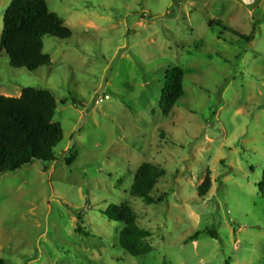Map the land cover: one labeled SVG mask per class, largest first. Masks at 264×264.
I'll list each match as a JSON object with an SVG mask.
<instances>
[{
    "label": "rangeland",
    "instance_id": "rangeland-1",
    "mask_svg": "<svg viewBox=\"0 0 264 264\" xmlns=\"http://www.w3.org/2000/svg\"><path fill=\"white\" fill-rule=\"evenodd\" d=\"M46 1L72 36L46 39L52 64L35 72L2 52L0 95L52 92L64 140L48 171L0 175V264H264V0ZM172 69L184 96L166 117ZM146 162L167 170L162 203L130 194ZM123 202L152 233L146 256L126 254L103 214Z\"/></svg>",
    "mask_w": 264,
    "mask_h": 264
},
{
    "label": "trees",
    "instance_id": "trees-1",
    "mask_svg": "<svg viewBox=\"0 0 264 264\" xmlns=\"http://www.w3.org/2000/svg\"><path fill=\"white\" fill-rule=\"evenodd\" d=\"M3 23L0 54H8L13 69L35 72L50 66L52 60L45 52V40H65L72 36V31L63 20L49 10L46 0H13L4 15ZM256 34L254 29L249 36L240 38L251 43ZM183 85L184 74L180 69L168 71L162 92L164 116L168 117L182 100ZM57 109L58 100L48 90L25 88L19 98L0 95V175L15 173L35 161L42 162L44 170L48 171V164L57 161L55 149L64 140L61 124L54 122ZM166 175L167 170L162 166L152 162L144 163L135 175L130 189L131 196L142 199L148 205L164 202L166 196L155 199L151 193ZM211 188L212 179L208 172L198 188L199 196H207ZM259 189L264 200V177ZM103 214L123 225L118 241L126 254L139 258L154 250L148 243L152 233L137 225V213L129 203L112 205ZM76 231L83 233L81 227ZM210 235L217 238V234L212 231Z\"/></svg>",
    "mask_w": 264,
    "mask_h": 264
},
{
    "label": "water",
    "instance_id": "water-1",
    "mask_svg": "<svg viewBox=\"0 0 264 264\" xmlns=\"http://www.w3.org/2000/svg\"><path fill=\"white\" fill-rule=\"evenodd\" d=\"M243 3L245 4H251L252 3V0H241Z\"/></svg>",
    "mask_w": 264,
    "mask_h": 264
},
{
    "label": "built area",
    "instance_id": "built-area-1",
    "mask_svg": "<svg viewBox=\"0 0 264 264\" xmlns=\"http://www.w3.org/2000/svg\"><path fill=\"white\" fill-rule=\"evenodd\" d=\"M108 99H109V97L106 96L104 99H100L99 103H102L104 100H108Z\"/></svg>",
    "mask_w": 264,
    "mask_h": 264
}]
</instances>
